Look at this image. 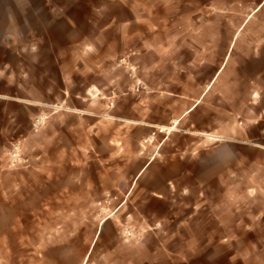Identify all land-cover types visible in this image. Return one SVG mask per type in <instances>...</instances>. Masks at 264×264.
Segmentation results:
<instances>
[{"label": "rangeland", "instance_id": "1", "mask_svg": "<svg viewBox=\"0 0 264 264\" xmlns=\"http://www.w3.org/2000/svg\"><path fill=\"white\" fill-rule=\"evenodd\" d=\"M136 1L154 15L155 27L161 25L159 16L196 17L209 5L218 25L207 36L212 35L218 50L232 41L243 23V4L250 0ZM100 3L48 0L46 7L42 0H0V264H109L105 260L112 254L117 256L113 262L122 264L132 248L156 235L165 241L164 252L181 257V264H264V150L256 147L264 146V85L256 88L260 94L247 86L252 71L230 68L224 84L211 89L215 118L194 121H208L207 131L219 130L221 138L209 141L202 151L186 149L200 140L185 133L191 125L188 118L169 134L164 127L174 124L146 137L143 128L108 125L97 135L85 132L90 118L80 120L69 111L77 103L45 101L61 89L55 81L49 86L48 74L55 77L49 61L72 41L65 35L67 13L79 11L83 22ZM104 21H98L99 27ZM192 27L197 29V24ZM134 30L140 32L139 27ZM154 40L157 44L165 36ZM194 42L203 45L201 39ZM245 46L251 49L252 40ZM135 51L126 52L117 40L112 47L115 68L106 77L117 79L123 93L140 95L133 90L139 80L144 92L154 94L157 88L146 86L131 62ZM164 73L169 76V69ZM93 75L75 72L72 94L83 90L77 84ZM245 91L254 94L246 115L239 104ZM221 96L228 101L225 115L229 112L223 119L216 112ZM110 138L115 144H108ZM15 146L17 162L11 157ZM153 157L148 172L136 181ZM169 178L175 181L168 183ZM201 204L217 212L225 229H215L213 236L216 241L227 239L224 244L196 245L194 239L202 233L177 230L181 218H174V212L187 216ZM238 221L245 229H238ZM186 240L193 241L187 245Z\"/></svg>", "mask_w": 264, "mask_h": 264}, {"label": "crops", "instance_id": "2", "mask_svg": "<svg viewBox=\"0 0 264 264\" xmlns=\"http://www.w3.org/2000/svg\"><path fill=\"white\" fill-rule=\"evenodd\" d=\"M100 1V6L92 8L93 15H87L83 22L79 11L75 15L70 11L67 13L68 29L65 35L72 41L67 42L59 55L54 53L49 61V71L55 73V77L48 74L49 86L50 84L54 86L55 81L61 89L52 96L46 95L45 101L77 103L78 105L74 106L75 109L68 110L77 113L80 120L90 118L91 122L85 127V132L94 131L98 135L102 133V126L107 125L110 129L117 126L121 129L139 127L145 129L144 137H146L154 133L153 130L156 128L176 122L180 125L185 118H188L191 125L185 133L189 134L191 139L200 137V140L191 141L186 149L191 152L202 151L209 141L220 139L221 132L219 130L208 132L207 128L210 126L208 121L199 125L194 120L215 118L211 112L213 106L211 107L209 102V93L216 83L224 84L223 77L227 70L236 67L239 73L252 71L253 74L245 79L247 86L255 88L254 94L256 90L259 94L262 92L261 89L256 88L264 85V0H250L243 4L245 8L244 13H241L244 16L243 23L233 35L232 41H227L225 46L218 50H215L212 35L207 36L208 33H212L215 24L218 25L209 5L205 6L202 15L196 17L159 16L157 20L161 25L155 27L151 24L154 15L151 17L150 11L140 9L136 0ZM42 2L48 7V0H42ZM158 3L163 5L162 2ZM73 11L75 12V9ZM103 20H105L104 24L99 27L98 21ZM186 23H189V27L185 26ZM191 23L197 24V29H194ZM81 24L87 28L83 32L80 30ZM137 27L140 28V32H135L134 29ZM79 31L83 34L79 35ZM151 31L152 37L145 35ZM171 31L175 33L173 37H171ZM162 36H165V40L156 44L154 39ZM200 39L203 45L194 42ZM117 40L123 43L126 52L136 48L131 62L139 69L143 83L148 87L157 88L156 93L150 94L142 89L139 91L140 95L123 93V90L119 89L121 84L117 79L106 77V74L115 68L112 62L117 54L112 52V47ZM249 40H252V48L248 50L245 45ZM214 54L218 56L215 60H213ZM42 56L40 50L38 57ZM166 68L169 69V76L164 73ZM207 70H210L209 74ZM86 71H93L94 75L89 81L82 80L77 84L83 90L72 94V75L75 72L84 75ZM247 93L245 91L243 100L239 101V104L243 105L245 115L254 98V94L251 96ZM217 104L221 108H218L216 112L221 113L223 119L226 111L224 105H227L228 101L221 96ZM228 114L227 110L226 118ZM116 129L113 131L114 134L117 133ZM115 142L110 138L108 144H115ZM256 147L264 150L263 145H256ZM154 160L153 157L147 162L136 176V181L148 172ZM183 177L185 175L177 180ZM174 181L175 179H167L168 183ZM181 194L185 195V192ZM203 195L204 193H200V198ZM183 216L185 217L182 218ZM173 217L181 218L180 221L175 220L177 230H194L202 233V238L194 239L196 245L211 246L215 243L224 244L227 241V239L218 241L214 239V230L225 228L217 212L203 208L202 204L194 206L187 216L182 212H174ZM237 227L245 229L239 221ZM156 238L158 240L150 237L139 247L132 248L133 254L120 263H183L181 257L167 255L164 252L165 241L161 236L156 235ZM191 241L193 240H186L187 245H190ZM113 258L117 256L112 254L105 261L109 264H118L119 260L113 262ZM232 260L233 258L230 259Z\"/></svg>", "mask_w": 264, "mask_h": 264}, {"label": "built area", "instance_id": "3", "mask_svg": "<svg viewBox=\"0 0 264 264\" xmlns=\"http://www.w3.org/2000/svg\"><path fill=\"white\" fill-rule=\"evenodd\" d=\"M123 62H126V59H124ZM130 71H132V73H134V71H135L134 67L131 66L130 67ZM140 89H143V87H141V82L139 80H137L136 85L134 86L133 90L139 92ZM39 123L40 122L37 120V122L35 123L34 127H37L39 125ZM18 149L19 148L17 146H15V148L13 150V153L11 154L12 161H15V162L18 161L17 160L18 159L17 158V151H18Z\"/></svg>", "mask_w": 264, "mask_h": 264}, {"label": "bare ground", "instance_id": "4", "mask_svg": "<svg viewBox=\"0 0 264 264\" xmlns=\"http://www.w3.org/2000/svg\"><path fill=\"white\" fill-rule=\"evenodd\" d=\"M178 125V122H176V123H174V126L173 127H171V128H169V129H167V133L169 134V133H171L173 130H175V126H177ZM164 130V129H163Z\"/></svg>", "mask_w": 264, "mask_h": 264}]
</instances>
